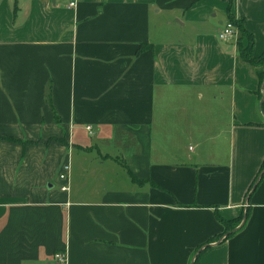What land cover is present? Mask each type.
Wrapping results in <instances>:
<instances>
[{"label": "crops", "instance_id": "crops-1", "mask_svg": "<svg viewBox=\"0 0 264 264\" xmlns=\"http://www.w3.org/2000/svg\"><path fill=\"white\" fill-rule=\"evenodd\" d=\"M230 16L261 57L264 0H0V264H264V65ZM217 214L247 220L203 249Z\"/></svg>", "mask_w": 264, "mask_h": 264}, {"label": "trees", "instance_id": "trees-1", "mask_svg": "<svg viewBox=\"0 0 264 264\" xmlns=\"http://www.w3.org/2000/svg\"><path fill=\"white\" fill-rule=\"evenodd\" d=\"M229 22L231 24H233V26L239 31V33L241 35V39H248V42H249V46L247 48H241V52H240L241 59L244 62L250 64L251 66L257 67V66L264 65V54L261 57H259V58H253V56H252V51H253V46H254V38L246 30V28L244 26V22L236 20L233 16H230ZM142 47H145V45H143ZM260 79H261V83L263 84V82H264V73H262L260 75ZM263 111H264V103H263ZM263 171H264V167L262 168L261 172L259 173L256 181L258 180L259 176L261 175V173ZM256 181H255V183H256ZM254 184H253V186H254ZM217 217H218V221L225 227L226 231H225V233L222 236H219V237H216V238H213V239L209 240L205 244L206 246H208L211 243L220 241L224 236H226L227 234H229L230 232L235 230L238 226H240V224L242 223V221L244 219V215L241 218H239L238 220H235V221H226L219 214H217ZM233 236H234V234H231L227 238H225V240H227V239H229V238H231ZM199 258H200V256H198L196 258V260H195V262L193 264H200Z\"/></svg>", "mask_w": 264, "mask_h": 264}, {"label": "built area", "instance_id": "built-area-1", "mask_svg": "<svg viewBox=\"0 0 264 264\" xmlns=\"http://www.w3.org/2000/svg\"><path fill=\"white\" fill-rule=\"evenodd\" d=\"M76 3L72 2L70 7H75ZM239 37V31L231 24L230 22L219 32V39L224 42H228L232 39H237ZM87 131L91 133L92 128L88 126ZM70 171V166L65 165L63 167V172L60 174L59 178L63 182H68V173ZM62 192H69L70 188L68 184H65L61 187ZM54 260L57 264H68L67 253H57L54 256Z\"/></svg>", "mask_w": 264, "mask_h": 264}, {"label": "water", "instance_id": "water-1", "mask_svg": "<svg viewBox=\"0 0 264 264\" xmlns=\"http://www.w3.org/2000/svg\"><path fill=\"white\" fill-rule=\"evenodd\" d=\"M262 90L264 91V82H263V85H262ZM263 103H264V97H263L262 102H261V107H263ZM263 176H264V171L261 173V175L259 176L258 180H257L256 183L254 184V186H253V188H252V192L258 187V185H259V183H260V180L262 179ZM247 199L249 200V197H248ZM248 200H247V201H248ZM246 220H247V215L245 214V215H244V219H243V221H242V224H241L237 229H235L234 231H232V232H230L229 234H227V235L224 237V239L227 238L229 235H231V234H235L237 231L241 230V229L243 228V226L245 225ZM207 247H208V246H205V247H203V249H205V248H207ZM200 252H201V251H199L198 254L195 256V259L198 257V255H199Z\"/></svg>", "mask_w": 264, "mask_h": 264}]
</instances>
